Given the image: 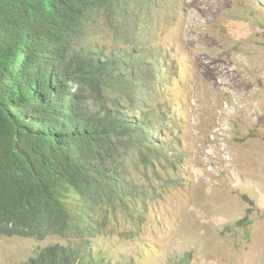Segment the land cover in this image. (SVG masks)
Here are the masks:
<instances>
[{
    "label": "trees",
    "instance_id": "1",
    "mask_svg": "<svg viewBox=\"0 0 264 264\" xmlns=\"http://www.w3.org/2000/svg\"><path fill=\"white\" fill-rule=\"evenodd\" d=\"M162 4L0 0V235L67 240L28 264H113L92 238L118 211L145 216L149 168L177 155L147 92L167 72L150 61L141 17ZM102 17L113 43L83 46Z\"/></svg>",
    "mask_w": 264,
    "mask_h": 264
},
{
    "label": "rangeland",
    "instance_id": "2",
    "mask_svg": "<svg viewBox=\"0 0 264 264\" xmlns=\"http://www.w3.org/2000/svg\"><path fill=\"white\" fill-rule=\"evenodd\" d=\"M162 1L141 17L167 72L147 92L178 153L149 168L146 215L116 212L92 250L113 264H264V0ZM111 33L102 17L82 45H111ZM57 242L0 235V263Z\"/></svg>",
    "mask_w": 264,
    "mask_h": 264
}]
</instances>
